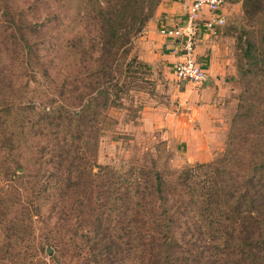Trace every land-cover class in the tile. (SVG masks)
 <instances>
[{
    "label": "rangeland",
    "instance_id": "rangeland-1",
    "mask_svg": "<svg viewBox=\"0 0 264 264\" xmlns=\"http://www.w3.org/2000/svg\"><path fill=\"white\" fill-rule=\"evenodd\" d=\"M34 1L0 0V35H7L9 20L13 18L17 26L29 34L28 38L40 40L39 35V39L30 35L27 25L34 21L32 16L43 20L50 13L57 15L62 21L54 23L50 28L46 27L45 31L50 34L41 40L57 32L70 31L72 27L82 31L85 39L94 35L89 34V29L85 28L84 23L78 22L75 25L73 22L78 14L75 13L77 0H48L50 6L47 9L42 5L38 9H29ZM174 1L182 3L178 13H187L193 0H162L156 13L170 8ZM225 8L227 13L233 14L227 24L228 35L219 43L223 45V50L219 57L221 65H217L221 74L214 78L216 82L210 81L211 76L201 87L181 81L175 75L174 65L167 62L158 67L148 65L143 70H139L134 64L130 68L128 78L121 79V82L128 86L127 90L109 108L103 106L104 98H97L91 110L95 111V114L89 116L79 114L90 93L91 96L99 95L86 87L93 86L92 81H96V78L89 80L85 79L83 74L78 75L73 71L66 73L62 68L63 58L55 59L53 66L58 67L46 73L54 58V54L47 51L41 52V64L37 65L36 76H31L30 72H24L25 65L16 56L21 45H0V107L10 108L12 125L15 112L21 113L16 122L18 126H14V136L11 133H0V264H86L90 241L83 244L82 241L87 238L83 239L81 233L84 228L89 235L90 228L83 225L92 224L87 223L85 215H81L78 207L80 200L77 202L86 188L73 187L69 193L75 208L74 215L68 214L64 220H59L57 208L54 206L61 203L69 205L71 198L62 200L60 196H56L53 183L46 180L53 169L49 160L54 158L57 161L63 147L73 153L72 144L76 145L80 141L85 143L91 137L96 141L97 155L92 157L88 152L87 158L96 163L94 171L98 172L97 165L108 166L127 179L123 187L117 184V181H111L113 184L110 188L104 187V179H91L92 186L90 183L87 186V197L90 199L87 206L89 216L93 214V210L95 213L106 210L99 205L108 199L109 189L113 197H118L117 194L123 193L124 187L136 178L143 183L145 174L154 164L156 169L168 178L174 171L210 163L222 156L226 153L231 137L235 146L243 145L244 141H247V119H250L247 115L254 113L248 105L252 95L247 93V89H253L258 81L264 79L256 73L247 74V58L244 55L247 35L243 34V30L247 31L248 27L247 18L243 15L242 0H226ZM54 27L57 29L52 31ZM146 30L147 27L135 40L128 61L134 57L141 60L139 53L142 42L140 43L139 39L147 36L144 35ZM147 37L151 42L156 40L160 43L159 38ZM114 64L115 67L118 65L117 62ZM96 70L95 64L92 71ZM118 79L119 77L115 78L113 83H118ZM209 83L216 85V93L210 100V106L213 107L212 128L217 129V132L207 145H199L198 141L189 146L178 141L177 137H169L161 128L147 127L144 119L149 117L150 113L159 115L160 118L170 110L177 112L180 106L177 97L180 92L188 90L192 96ZM258 88L264 89V82H259ZM44 110L47 111L45 115ZM53 111L55 112L52 115ZM78 112V116L74 117L81 123L73 124L72 115ZM59 113L61 118L57 119ZM11 116L4 115L0 123L3 120L9 123ZM154 116L151 119H154ZM43 117L45 119L41 122ZM94 117L98 118L96 122H89V119ZM4 127L5 125L2 129ZM81 132H84L83 138L74 141V136L78 137ZM6 135L11 139H6ZM81 147L86 149V146ZM64 157L66 162L71 160L67 156ZM15 171L17 174H14ZM44 172L46 175L38 186L34 178ZM52 207L55 216L51 214ZM92 220L93 217L89 216L88 221L92 223ZM55 222L56 229L51 232ZM76 232L79 233L75 235ZM91 234L88 238L92 237ZM53 238L56 242L54 248L49 246ZM84 245L86 249L81 254L80 247Z\"/></svg>",
    "mask_w": 264,
    "mask_h": 264
},
{
    "label": "trees",
    "instance_id": "trees-1",
    "mask_svg": "<svg viewBox=\"0 0 264 264\" xmlns=\"http://www.w3.org/2000/svg\"><path fill=\"white\" fill-rule=\"evenodd\" d=\"M161 2L77 0L75 13L78 14L73 22L75 25L84 23L89 34L94 33L91 38L85 39L82 31L72 27L70 31L57 32L41 40L50 34L45 31L46 27L62 21L50 13L43 20L32 16L34 21L27 25L30 35L40 40L28 38L29 34L18 27L12 18L7 35H0V45H21L16 56L24 63V72H30L31 76H36L37 65L41 64V52L47 51L53 53L54 58L46 73L58 67L53 66L55 59L63 58L62 68L66 73L73 71L78 75L83 74L85 79L96 78V81H92L93 86L86 87L99 95L91 96L90 93L82 112L72 115L73 124L81 123L76 117L78 114H95L91 110L97 98L105 99V108L120 98L128 87L121 79L128 78L134 64L139 70L147 68L148 65L138 57L130 61L128 58L135 40L153 19ZM41 5L47 9L50 3L48 0H35L29 9H38ZM242 7L248 27L247 31L243 30V34L247 35L244 51L247 74L256 73L264 79V0H242ZM56 29L54 27L52 31ZM115 62L118 63L116 67ZM95 64L97 70L92 71ZM117 77L118 83H113ZM75 81L77 83L78 79ZM259 82L264 81L260 80L253 89H247V93L252 95L247 102L254 113L247 115L250 119H247V141L243 145L235 146L231 137L222 156L210 163L174 171L168 178L154 164L145 174L143 183L137 178L128 181L123 193L117 194L118 197H113L109 189L108 199L99 205L106 210L98 213L93 210V214H89L93 217L92 223L88 221L87 213L90 203L87 186L90 180L104 179V187L110 188L113 184L111 181H117L123 187L127 179L108 166L97 165L99 170L94 171L96 163L87 158L88 152L92 157L97 155L96 141L91 137H84L88 138L85 143L72 144L73 153L63 147L57 161L54 158L49 160L53 169L46 180L53 183L56 196L69 200L73 187L86 188L77 200H80L78 207L81 215H85L87 223L92 224L83 225L90 228L92 237L88 238L90 234L87 235L84 228L81 233L83 239L87 238L82 241L83 244L90 241L86 264H264V89L258 88ZM20 114L15 112L12 125L10 108L0 107V121L4 115L11 116L9 123L5 120L0 123V133L14 136V126H18L16 122ZM60 118L59 113L57 119ZM97 119L94 117L89 122L94 123ZM83 134L81 132L78 137L74 136V141L83 138ZM5 138L11 139L7 135ZM81 146H86V149ZM64 156L71 160L66 162ZM45 175L44 172L41 176L33 177L37 185L42 183ZM54 207L57 208L59 220H64L68 214L74 215L72 198L69 205L61 203ZM50 211L55 216L53 207ZM55 229L56 222L51 232ZM52 241L49 246L54 248L55 239ZM85 249V245L80 247L81 254Z\"/></svg>",
    "mask_w": 264,
    "mask_h": 264
},
{
    "label": "crops",
    "instance_id": "crops-1",
    "mask_svg": "<svg viewBox=\"0 0 264 264\" xmlns=\"http://www.w3.org/2000/svg\"><path fill=\"white\" fill-rule=\"evenodd\" d=\"M181 6L182 3L174 1L170 8L156 13L154 18L149 21L144 35L152 39L159 38L160 43H157L156 40L154 42L149 41L147 36H142L139 39L140 43L142 42L139 53L140 58L150 67H158L166 62L175 65L178 61V56L172 53L174 41L163 38L159 30L167 26H176L182 22L186 13H178ZM225 9L224 5L220 12L226 19V26L217 29L216 34L203 33L195 50L197 60L207 69L209 76H211V82H216L214 78L221 74V70L217 65H221L219 57L221 56L223 45L219 43L228 35L227 24L233 14L227 13ZM164 11L167 13H162ZM199 91L198 94H193L192 96L188 90L180 92L177 97L180 104L178 111L170 110L168 114L162 115L160 118L158 117L159 115L154 116V113H150L151 115L144 119L147 127L152 128L155 126L161 128L165 130L169 137H177L178 141L189 146L196 144L198 141L199 145H207L213 140L217 132V129L212 128L213 116L211 109L213 107L210 106V100L216 93V85L209 83ZM153 116L155 118L151 119Z\"/></svg>",
    "mask_w": 264,
    "mask_h": 264
},
{
    "label": "built area",
    "instance_id": "built-area-1",
    "mask_svg": "<svg viewBox=\"0 0 264 264\" xmlns=\"http://www.w3.org/2000/svg\"><path fill=\"white\" fill-rule=\"evenodd\" d=\"M226 0H193L182 22L173 27H163L159 33L174 41L172 53L178 56L174 65L176 77L195 86L208 81L209 73L197 60L195 50L203 33L216 34L226 19L221 10Z\"/></svg>",
    "mask_w": 264,
    "mask_h": 264
},
{
    "label": "water",
    "instance_id": "water-1",
    "mask_svg": "<svg viewBox=\"0 0 264 264\" xmlns=\"http://www.w3.org/2000/svg\"><path fill=\"white\" fill-rule=\"evenodd\" d=\"M51 252V251H50Z\"/></svg>",
    "mask_w": 264,
    "mask_h": 264
}]
</instances>
